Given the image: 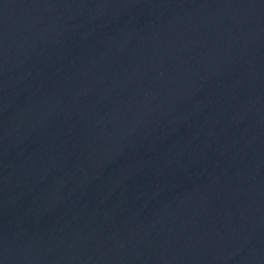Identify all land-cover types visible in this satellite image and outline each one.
Wrapping results in <instances>:
<instances>
[{
    "label": "water",
    "instance_id": "1",
    "mask_svg": "<svg viewBox=\"0 0 264 264\" xmlns=\"http://www.w3.org/2000/svg\"><path fill=\"white\" fill-rule=\"evenodd\" d=\"M0 264H264V0H0Z\"/></svg>",
    "mask_w": 264,
    "mask_h": 264
}]
</instances>
